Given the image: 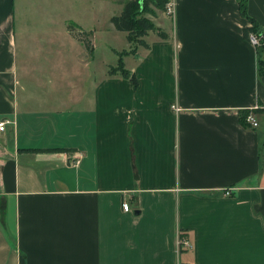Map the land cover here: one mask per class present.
Returning a JSON list of instances; mask_svg holds the SVG:
<instances>
[{"label": "crops", "instance_id": "1", "mask_svg": "<svg viewBox=\"0 0 264 264\" xmlns=\"http://www.w3.org/2000/svg\"><path fill=\"white\" fill-rule=\"evenodd\" d=\"M169 4L135 86L51 0H0V264H264V0Z\"/></svg>", "mask_w": 264, "mask_h": 264}, {"label": "rangeland", "instance_id": "2", "mask_svg": "<svg viewBox=\"0 0 264 264\" xmlns=\"http://www.w3.org/2000/svg\"><path fill=\"white\" fill-rule=\"evenodd\" d=\"M51 1V9L54 15L61 17L63 22L67 20L69 25H79L91 33L90 38L95 48V68L102 75L110 67L118 69L119 55L124 63L126 57L134 55L142 47L139 45V39L136 35L132 36L134 42L130 43L128 41V34L115 30L111 24L113 17L122 14L127 2L113 0H59L56 5L55 0ZM39 9L41 12L37 9L35 15H49L50 7L46 4V1L43 4V8L41 9L40 6ZM149 11V13L144 14V17L149 18L157 30L164 33V31L157 27V23L159 22L157 18L158 15L166 13V9L158 10L155 7H151ZM150 33L158 36L156 32ZM145 38L146 36L142 39L145 41ZM70 51V58H72V52L74 51L71 48Z\"/></svg>", "mask_w": 264, "mask_h": 264}, {"label": "trees", "instance_id": "3", "mask_svg": "<svg viewBox=\"0 0 264 264\" xmlns=\"http://www.w3.org/2000/svg\"><path fill=\"white\" fill-rule=\"evenodd\" d=\"M118 2H127L124 6L123 12L120 16L113 17L111 19V24L114 29L119 32H125L128 34V41L131 43L132 36L136 35L139 39V45L144 48H149L147 43L142 39L147 36L150 32L158 33V36L162 39H167V36L164 33H161L154 26L153 22L144 17V14L149 13L151 7H155L158 10L166 9L169 0H113ZM247 1L248 0H239L240 12L244 17L247 15ZM250 20V26L244 29V37L249 41L250 35L255 34L259 35L261 38V44L256 45V51L258 55V64L260 75H264V29L261 28L256 21L253 19ZM70 35L77 41L83 43L86 47L89 55L94 53V45L90 38V34L87 33L84 29L79 28L78 25H69L68 27ZM124 65V67H123ZM118 69L110 67L108 74L110 76H115L120 74L124 77L130 78L135 86H137V79L134 75L131 74L125 69V64L123 63L120 55L118 60ZM247 115L248 113H242L241 122L243 125H247Z\"/></svg>", "mask_w": 264, "mask_h": 264}, {"label": "built area", "instance_id": "4", "mask_svg": "<svg viewBox=\"0 0 264 264\" xmlns=\"http://www.w3.org/2000/svg\"><path fill=\"white\" fill-rule=\"evenodd\" d=\"M166 13H167V15H173V13H174V6L168 3L167 4V7H166ZM261 38L262 37H260L259 35L251 34L250 35V38H249V42L252 45H254V46L260 45L261 44ZM247 122L249 124L253 125V127H256L257 126V122L255 121L253 115H249L247 117ZM5 127H6V122H4V121L3 122H0V132L5 131ZM226 195L227 196L231 195V192L230 191L226 192ZM123 209L126 212H129L130 211V207H129V205L127 203H124L123 204Z\"/></svg>", "mask_w": 264, "mask_h": 264}]
</instances>
